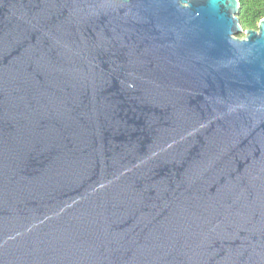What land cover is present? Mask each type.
Returning a JSON list of instances; mask_svg holds the SVG:
<instances>
[{
  "label": "water",
  "instance_id": "1",
  "mask_svg": "<svg viewBox=\"0 0 264 264\" xmlns=\"http://www.w3.org/2000/svg\"><path fill=\"white\" fill-rule=\"evenodd\" d=\"M238 10L0 0V264H264V18Z\"/></svg>",
  "mask_w": 264,
  "mask_h": 264
},
{
  "label": "trees",
  "instance_id": "2",
  "mask_svg": "<svg viewBox=\"0 0 264 264\" xmlns=\"http://www.w3.org/2000/svg\"><path fill=\"white\" fill-rule=\"evenodd\" d=\"M239 10L236 16L243 29L256 28L264 18V0H238Z\"/></svg>",
  "mask_w": 264,
  "mask_h": 264
},
{
  "label": "rangeland",
  "instance_id": "3",
  "mask_svg": "<svg viewBox=\"0 0 264 264\" xmlns=\"http://www.w3.org/2000/svg\"><path fill=\"white\" fill-rule=\"evenodd\" d=\"M243 29V28H242ZM243 30H245V29H243ZM236 36H238L239 38H242V37H244V32H241V33H239L238 35H236Z\"/></svg>",
  "mask_w": 264,
  "mask_h": 264
}]
</instances>
